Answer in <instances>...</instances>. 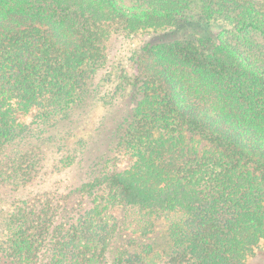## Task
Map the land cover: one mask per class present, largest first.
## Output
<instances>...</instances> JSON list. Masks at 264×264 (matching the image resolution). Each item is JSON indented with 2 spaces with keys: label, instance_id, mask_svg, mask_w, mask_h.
Instances as JSON below:
<instances>
[{
  "label": "trees",
  "instance_id": "obj_1",
  "mask_svg": "<svg viewBox=\"0 0 264 264\" xmlns=\"http://www.w3.org/2000/svg\"><path fill=\"white\" fill-rule=\"evenodd\" d=\"M214 1L0 0V184L19 191L0 261L246 264L264 241V0ZM140 33L172 38L147 41L112 95L104 152L74 147L83 180L30 192L43 180L35 141L66 145L47 134L86 100L106 41ZM16 102L38 109L28 127Z\"/></svg>",
  "mask_w": 264,
  "mask_h": 264
},
{
  "label": "rangeland",
  "instance_id": "obj_2",
  "mask_svg": "<svg viewBox=\"0 0 264 264\" xmlns=\"http://www.w3.org/2000/svg\"><path fill=\"white\" fill-rule=\"evenodd\" d=\"M121 1L128 7L141 5V0ZM213 2L215 3L214 0ZM213 6L217 7L216 5ZM203 29L205 31L219 33L222 28L219 26H211L203 27ZM145 34L140 33L133 37L120 40H117L113 35L108 38L105 43L108 53V62L90 80L89 92L86 100L72 111L73 117L71 122L63 123L60 128L52 129L49 134H47L53 136L57 135L58 138L63 134H66V136L68 135L69 138L66 140V145L58 146L52 143L35 141V144L39 143L38 149H40V152L44 155V159L41 163L42 174L40 175L43 180H39V182L34 184L30 192L54 193L56 190L58 193L62 192L63 194L67 188L76 187V185L83 180L85 175L84 171H82V168L76 163L77 159H72L74 156L71 153L74 147H79L80 149L90 147L88 156L93 153L94 157H98L100 153L102 154L104 152L107 140H109L110 125L119 118L118 114L120 113L113 107L110 101L112 95L118 90L124 77L128 76L131 79L136 75L138 70L137 60L141 53L142 46L147 41H166L172 38V36L166 35L150 37V35L146 36ZM13 110L14 121L20 128L31 125L38 114V109L34 107L33 104L25 102H16ZM102 121L105 123H103L104 126H101ZM36 125L37 124H35V127ZM29 145L30 141L24 143L23 147L27 148ZM14 153L17 152L15 151ZM18 192L19 191L11 186L6 187L5 184H0V217L3 212L8 213L14 209L15 204L12 198L16 197ZM123 212L124 210L119 207L114 210L113 214L120 219ZM164 232L165 228L160 224L159 227L156 228V233L151 236V240L157 242L159 245L164 244ZM0 264L4 263L0 261ZM246 264H264V241L253 247L250 252L247 253Z\"/></svg>",
  "mask_w": 264,
  "mask_h": 264
}]
</instances>
